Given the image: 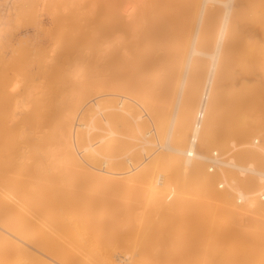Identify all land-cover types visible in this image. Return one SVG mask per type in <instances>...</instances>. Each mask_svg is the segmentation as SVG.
<instances>
[{
	"label": "rangeland",
	"instance_id": "374dc122",
	"mask_svg": "<svg viewBox=\"0 0 264 264\" xmlns=\"http://www.w3.org/2000/svg\"><path fill=\"white\" fill-rule=\"evenodd\" d=\"M8 1L11 0H0V62L4 61L6 67L8 63L10 65L20 56L18 60L21 61L23 58L24 62L18 61L17 68L20 67L18 70L20 72L16 71V68H14L15 71L12 70V66L15 67L17 63L16 60L14 65L11 64L10 72L6 69L8 72L6 78L10 80L9 86H11L7 87L6 91H12V95L7 100L8 103L6 101L7 110L5 111L4 106L1 108L7 113L0 116H4L5 120L1 116V123L3 120L7 122L3 124L7 126V129L9 127L13 140L6 143L9 134L8 130H5L8 135L5 141L7 146L4 147L1 142H4L3 139H6V136L4 138L5 133L0 134L3 136L0 145L3 148L11 147V149L8 147L10 151L6 149L10 152L6 158L7 152H4L5 149L3 150L0 146V200L8 194L9 185L20 186L18 193L9 191L16 194H12L16 197L13 204L21 207L20 210H22L19 211L25 215L23 216L26 221L38 223V226L34 223L36 228L26 232V239L24 238L23 242L16 239L23 245V249L24 247L29 249V254L25 251L24 255L22 251L19 253L17 247L5 244L0 239V264H20L24 261L25 264H35L34 261L38 263L34 255H42L38 251L41 244L37 242L42 228V232L48 233L50 237L45 233L46 236L53 240L57 248L64 249L63 255L68 257V254L71 260H81L82 264H111L110 259L117 250L122 255L121 258H124L126 254V262L121 264H254L244 257H247V253L254 248L253 241L239 243L234 237H225L221 233L223 227L235 230L240 229L239 225L242 224V222L226 223L228 216L223 215V212L221 213L223 216L219 214L221 217L218 215L219 218L214 217L211 220L213 214L202 211L197 215L201 219L200 225L194 226L188 222L189 225L179 212H174L176 209L170 207V211L166 204L160 208H145L143 196H140L142 193L139 184L147 181L146 178L143 180L134 178L129 183V187L126 184V191L119 193L93 183L90 176L94 169L91 166H88L89 169L74 166L67 171L59 170V173L49 168L51 158H48V153L59 145L58 140L56 142L57 135L60 133L58 122L62 121V115L67 117L70 114L68 116L70 117L74 110L81 108L88 98L102 97L106 104L112 103L111 106L115 107L123 96H127V99L132 97L129 100L135 99L134 103L138 100L137 103L140 105L144 103L145 108L147 107L149 120L159 119L166 122L178 79L172 64L174 60L171 62L172 58L167 51L157 48L155 55L159 57L155 63L146 69L139 70L140 62L136 61V55L140 56L137 51L144 47L142 41L139 42L138 38H132L130 34H126V30L106 36L97 32V26L102 23L101 21L112 19L108 18L110 13L115 18L122 16L125 21L133 19V16L137 22L152 21L162 13L159 0H25L24 5L16 0L17 5L13 0L10 6ZM217 8L218 5H215L214 9ZM240 10L239 22H249L255 15L264 13V0H241ZM130 12L129 17H126ZM54 19L61 22H55L57 24L49 27L48 23ZM117 20L119 21V18ZM120 23L126 24V22ZM80 34H84L87 39H83L80 43H72ZM158 45L161 44L158 43ZM126 61H128L127 67ZM196 72V74L193 72L190 77L191 85L196 87H192L194 95L191 99L193 100L204 77V74H201L202 71ZM219 85L215 89V99L217 97L219 99L224 91ZM2 91L5 92V88L0 90L1 94ZM4 92L6 98V92ZM1 98L4 99L3 96H0ZM262 100L260 95L256 97L254 105L241 100L235 107L238 116L247 117L249 120L247 123L259 118L261 113L258 104ZM124 105L123 103L122 107ZM230 106L225 102L219 105L222 111H226ZM189 107L191 108L187 111L193 114L194 105ZM189 113L190 119L192 116ZM162 118H165V121ZM11 119L12 122H10ZM148 122L142 126L145 132L151 127ZM1 127L2 133L6 127ZM243 136L244 138H238L242 140L241 143L251 142L255 135L248 133ZM259 143H264L261 137H259ZM122 158L126 163V156ZM100 161L99 166L102 167V161ZM160 183H163V180H160ZM45 190L48 192L45 198L51 203H43ZM54 192L58 194L61 192V194ZM30 195L34 201L29 202ZM59 196L61 198L69 196V199L73 197L71 200H77V204L82 198L81 206L80 204L75 205L76 207L70 206L68 198L64 201L69 202L64 204L59 201L61 198L57 200ZM182 198L193 201L201 209L206 206L210 211L209 202L204 199L205 197L192 194L182 195ZM40 199H43L42 205H47L43 206V210L39 203ZM49 200L46 201L49 202ZM90 200L98 201L97 205L92 203V208ZM72 202L75 201H71V204ZM83 202H85L84 205L89 204L85 207V211ZM12 205L10 207L14 212L18 211V205L15 207ZM38 207H41V210ZM87 207H90V210ZM12 216L0 209V226L1 223L12 221ZM108 220L111 223H108ZM247 221L249 222V220L243 222L245 225H241V230L261 233L264 229V219L256 224L250 222L253 223L251 224L253 227L249 226L250 228L248 227L250 223ZM103 222L107 229L103 228ZM214 222L219 223L221 229L215 228ZM122 225L123 228L126 225V230L122 228ZM244 226H247V229L243 228ZM0 231L6 233L1 228ZM40 251H43L42 248ZM18 253L23 256H19ZM31 253L34 255H30Z\"/></svg>",
	"mask_w": 264,
	"mask_h": 264
},
{
	"label": "bare ground",
	"instance_id": "6f19581e",
	"mask_svg": "<svg viewBox=\"0 0 264 264\" xmlns=\"http://www.w3.org/2000/svg\"><path fill=\"white\" fill-rule=\"evenodd\" d=\"M11 1H8L9 6ZM13 2L18 5V3L23 4V2L25 4L26 1L17 0V3L15 0ZM159 2L162 5V13L150 22H137L134 16L133 19L126 21L125 18L119 16L118 21V18L113 17L110 13L108 18L112 19L101 21L102 23L97 26V32L106 36L126 30V34H130L132 38H138L139 42L142 41L144 47L137 51L140 56L136 55V61L140 62L139 70L146 69L155 63L159 57L155 55L157 48L167 51L172 58L170 59L171 62L174 60L172 64H174L178 79L166 122L159 119L149 120L147 107L145 108L144 103V106L137 103L138 100L135 101L138 105L134 103L135 99L129 100L132 97L127 99V96H123L118 105L116 104V108L111 106L112 103L110 105L107 102V105L102 97L88 98L81 108L77 111L74 110L73 114L71 113L70 117H68L70 114L67 117L62 115V121L58 122L57 126L60 133L57 135L56 142L58 140L59 145L56 149L50 150L49 157L47 155L48 158H51V162H49L51 167L49 168L59 173V170L60 172H63L64 169L67 171L74 166L82 169H89L91 166L94 169H92L93 173L90 176L93 183L119 193H124L126 184L129 187V183L134 178H142V180L146 178L147 181L139 184L140 186L138 185L141 188L142 195L140 196H143L145 208H160L166 204V207L169 206L168 209L173 207L176 209H173L174 212H179L184 221L186 220L187 223L194 224V226L200 225L201 219L197 215L202 211L213 214L211 220L226 214L228 216L226 223L228 224L242 222L241 225L243 226L245 225L243 222L246 220H249L248 223L254 222L256 224V222L264 219V200L260 199V196H264V143L258 144L259 137L264 140V13L255 15L249 22H239L241 0H159ZM213 5H218V8L215 10ZM10 8L13 9L12 6ZM129 8L131 9V7ZM130 14L131 12L127 13L126 17H129ZM50 19L52 20V18ZM56 19L48 23L49 27L57 24L55 22H61V20L57 21ZM120 22H126V24ZM83 39H87V37L80 34L75 38V41H73L74 39L71 41L76 44ZM158 43L161 45L157 46ZM20 57H17V60L14 58L17 63L15 60L9 61L12 62L11 64L16 63L15 67L12 66L13 71H15L14 68L16 71L20 69V67L17 68ZM22 60L23 58H21ZM4 64V61L0 62V88H5L6 92L0 93V96L4 97V99H0H3L0 101V114L7 113L5 112L7 110L5 104L8 103L7 100L12 95V91H6L7 87H11L9 86L10 80L8 81V77L6 78L7 73L11 70V64L8 63L7 68ZM127 65L128 61H126V67ZM196 71H202L201 74H204V77L193 100L191 99L194 95L192 87L195 86L191 85L190 77L193 72L196 74ZM9 78L11 79L10 74ZM218 84L224 91L216 100L214 93ZM3 92L7 96L6 98ZM258 95L263 99L258 104L261 116L247 123L248 118L238 116L235 107L241 100L254 105ZM223 102L231 105L226 111H222L219 107ZM123 103L125 104L124 108L122 107ZM16 104L18 106V103ZM191 105H194L193 114L187 111L190 110L188 108H191L189 107ZM3 106L5 111L4 109L1 110ZM17 113L16 115H18ZM188 113L192 116L190 119ZM1 116L0 127H6V129L2 133L0 129V134L5 133L3 136L4 138L6 136V139H3L1 135L0 141L4 140L1 145L5 147L7 146L6 143L12 142L13 137L8 130L9 127L7 129V126H4L7 123L3 122L4 116L1 123ZM162 119L165 121V118ZM146 122L150 123L151 127H148L149 130L145 132L142 126ZM5 130H8L9 136L11 135V138L8 136L9 141ZM248 133L255 135L252 136V141L241 143L242 140H238V138H244L243 135H248ZM233 136L237 138L234 139ZM194 138L196 139L195 143L192 141ZM237 140L240 143H237ZM10 145L12 144L10 143ZM8 147H2L3 150L5 149L4 152L11 149ZM211 147L212 149H210ZM7 153L6 158L10 152ZM213 154H216L217 164L213 171H209L207 164L211 163ZM123 156H126V163L122 158ZM99 161L102 167L99 166ZM160 180H163V183H160ZM9 186L7 188L10 189H8L10 192L18 193L19 185V187L16 185H13L14 187ZM220 186L221 188H219ZM9 191H7L8 194H4V199L0 200V209L12 214L13 219L7 223H1L0 228L7 234L0 231V239L5 244L8 243L17 247L19 253L22 251L24 255L23 252L25 251L29 254V249L26 247L23 249V245L17 240L23 242L26 232L33 231L36 228L35 224L38 226V223L26 221L18 204H16L18 211L16 208L15 210L19 213L14 212L10 205L15 203L14 198L16 197L12 196L14 193ZM43 192L42 190V195ZM45 193L44 200L42 199L44 202L39 200L40 205L42 202L51 203L49 199L45 198L48 194L46 190ZM192 194L205 197L204 199L209 202L210 211L206 206H203L202 210L193 201L182 198V195ZM60 198L59 196L57 200ZM65 198H61L62 200L59 201L64 203ZM70 198L73 199V197ZM28 199L29 202L34 201L31 195ZM71 199L68 198L70 206L79 204L81 206L82 198H80L79 204L76 203L77 200ZM87 199L84 201L86 202ZM53 201L55 202V200ZM71 201L75 202L71 204ZM9 202L10 205L8 206ZM85 202L82 203V206ZM97 202L92 201L91 207L92 203L96 206ZM44 205H42V210ZM86 206L89 204L84 205L83 210ZM40 208L38 207V209ZM222 212L223 215H221ZM109 220L108 223H111ZM251 224L253 225L250 223L248 227H253ZM241 225H239L240 229L235 230L223 227L221 233L225 237H234L239 243L253 241L254 248L247 253V257H244L250 259V262L254 264H264V229L261 233L253 230L250 233L241 230ZM213 226L218 230L221 229L219 223L214 222ZM104 227L106 228L105 225ZM114 228L113 230L117 231ZM42 230L43 228L39 232V237H37L38 233L36 236L37 242L41 244L39 246L36 242V245L43 251L37 250L42 255L31 253L30 255L33 254L38 262L34 261L33 263L82 264L81 260L75 261L73 258L71 260L67 253L69 258L63 255L64 249L57 248V245L49 238L48 233L45 231L49 237ZM108 230L110 231V228ZM89 231L91 232V230ZM28 254L27 256H29ZM23 255L19 254V256ZM120 256L122 255L118 250L115 251L110 263L121 264L126 262V254L124 258ZM20 264H25V261L24 263L20 262Z\"/></svg>",
	"mask_w": 264,
	"mask_h": 264
},
{
	"label": "built area",
	"instance_id": "2783aa9c",
	"mask_svg": "<svg viewBox=\"0 0 264 264\" xmlns=\"http://www.w3.org/2000/svg\"><path fill=\"white\" fill-rule=\"evenodd\" d=\"M198 118H200V116H198ZM198 128H199V126H198ZM192 141H193V143H195L196 142V139L194 138ZM215 157H216V154H213L211 163H208L207 164L209 166L208 167V170L209 171H213L214 166H216V164H217V160H215ZM219 188H221V186ZM260 199L261 200H264V196L263 195L260 196Z\"/></svg>",
	"mask_w": 264,
	"mask_h": 264
}]
</instances>
